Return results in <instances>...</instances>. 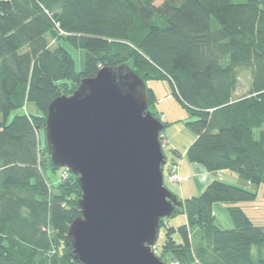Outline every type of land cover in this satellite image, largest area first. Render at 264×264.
I'll return each instance as SVG.
<instances>
[{
    "label": "trees",
    "instance_id": "obj_1",
    "mask_svg": "<svg viewBox=\"0 0 264 264\" xmlns=\"http://www.w3.org/2000/svg\"><path fill=\"white\" fill-rule=\"evenodd\" d=\"M155 1L0 0V264H79L64 237L81 214V189L75 175L60 178L40 130L51 101L103 66L126 64L144 81L170 83L195 117L186 122L196 134L186 149L190 162L232 170L256 187L264 181V0ZM64 44L85 50L82 69ZM242 70L251 81L238 94ZM146 89L147 109L164 129ZM28 103L38 113L7 121ZM255 196L211 180L182 200L176 214L185 222L166 227L156 255L164 262L168 253L179 264H264L251 256L252 246L264 242V226L237 204ZM217 202L231 228L216 222ZM163 226L164 219L157 238Z\"/></svg>",
    "mask_w": 264,
    "mask_h": 264
},
{
    "label": "water",
    "instance_id": "obj_2",
    "mask_svg": "<svg viewBox=\"0 0 264 264\" xmlns=\"http://www.w3.org/2000/svg\"><path fill=\"white\" fill-rule=\"evenodd\" d=\"M147 107L145 81L126 64L100 67L48 106L50 159L81 189L64 237L79 264H166L151 245L182 200L164 185L163 123Z\"/></svg>",
    "mask_w": 264,
    "mask_h": 264
},
{
    "label": "rangeland",
    "instance_id": "obj_3",
    "mask_svg": "<svg viewBox=\"0 0 264 264\" xmlns=\"http://www.w3.org/2000/svg\"><path fill=\"white\" fill-rule=\"evenodd\" d=\"M234 1H240V0H234ZM161 2L162 0H156L155 5H159ZM64 46L70 52V54L72 55L74 59L75 69L76 70L82 69L83 64H84L85 50L72 47L69 44H64ZM250 81H251L250 71L242 70L239 74V83L237 86V93L240 94L242 92H245L248 89V86L250 85ZM145 84L147 88H150L152 86L155 87L158 90V92H160V94L162 95L164 94L165 91H169L172 93L171 85L165 79L148 78L145 80ZM156 102H157V98L153 106L154 111H156L155 109ZM177 103L178 104L175 103V106H176L175 111H178L179 113L180 111H183L184 114L188 116L190 115L192 119L195 118L193 115L189 113V111H187V109L184 106H182V104H180L179 102ZM23 112L24 113L31 112L33 114H36L38 113V110L33 103H28L26 104V107L23 109H16V110L11 111L10 114L8 115L7 121L9 122L15 114L23 113ZM0 119H1V114H0ZM191 133H192L191 130L187 126H185L184 124H180V123L177 126H173L172 124L167 123L166 127L162 129V135H163L162 151L166 157V163L164 164V167H163V182H164V185L170 191L174 190L173 184L178 183L176 181H170L168 178V168L170 166L171 159L174 157L172 150L175 148L174 146L179 148V150H182V146L186 144V142H188V139ZM40 142H41V146L45 144V134H44L43 129L40 130ZM45 174L47 177H50V178H52L53 176L50 171H46ZM220 178H222L221 179L222 182L233 184L231 183V181H229L230 179H227V175L225 174L224 175L221 174ZM248 189L256 191L255 198L252 200H248V201H240V203H247L248 206L245 208L248 212L247 213L245 211L247 215L251 218V220L255 224L264 226V181L261 182L257 187L250 184ZM217 205H219V203ZM220 210L221 211L219 210L217 211L218 212L217 221L219 224H221L222 227H224L225 217H227L228 219L229 215H228V211L222 208ZM164 220H165V226L160 228L158 238L156 241V244L158 246H160L163 243L164 232H165L166 227L171 226V225L178 226L182 224L184 222V217L182 216V214L178 213V214H175L173 217L164 218ZM169 256L170 255L168 253H165V255L162 258L164 260V263L168 264L170 262ZM251 256L255 260L258 258L264 259V242L261 244L252 246Z\"/></svg>",
    "mask_w": 264,
    "mask_h": 264
},
{
    "label": "crops",
    "instance_id": "obj_4",
    "mask_svg": "<svg viewBox=\"0 0 264 264\" xmlns=\"http://www.w3.org/2000/svg\"><path fill=\"white\" fill-rule=\"evenodd\" d=\"M149 89H151V91L154 93L155 97L157 98L155 109L163 121H165L168 124L170 123L173 126H177L179 123L187 126L186 122L189 120H192V117L190 115L188 116L184 114L183 111H180V113L178 111H175V107H176L175 103L178 104L177 103L178 101L175 97H173L171 92L165 91L164 94L162 95L153 86L150 87ZM160 97L163 99H161ZM191 132L192 133L190 134L188 142H186V144L182 146V150H179V148H177L176 146H174L175 148L173 149L176 152H173L174 157L171 159V163L173 162L178 163L177 172L179 175V180L176 181L178 183L173 184L174 190H171L173 193H175L181 200L185 198H189L191 196H195L199 194L203 190V188L206 186V184L210 182L211 180H214V179L221 180L222 179L220 178L221 174L227 175V179H230L229 181H231V183L233 184L246 187V188L250 186L249 182L240 179L238 175L232 170L219 169L215 171H208L202 165L198 163L190 162L186 157V149L196 137V134L192 130ZM217 204L218 203L213 204L212 210L215 215L216 222L218 223L217 221L218 212L217 211L218 210L221 211L220 210L221 208L226 211L227 209L224 204H221V203H219V205ZM237 204L243 210L248 206L247 203L239 202ZM244 211L247 212L246 209ZM182 216L184 217V222H185V216L183 214ZM224 225L225 226L222 227L221 224H219V226H221L222 228H231L233 226L230 216L228 219L227 217H225Z\"/></svg>",
    "mask_w": 264,
    "mask_h": 264
},
{
    "label": "built area",
    "instance_id": "obj_5",
    "mask_svg": "<svg viewBox=\"0 0 264 264\" xmlns=\"http://www.w3.org/2000/svg\"><path fill=\"white\" fill-rule=\"evenodd\" d=\"M178 163L173 162L170 164L168 168V178L170 181H178L179 180V175H178ZM69 170L65 167L60 169V178L64 179L69 175ZM152 251L154 254L158 253V249L156 246L152 245L151 246ZM169 264H179L177 260H171Z\"/></svg>",
    "mask_w": 264,
    "mask_h": 264
}]
</instances>
